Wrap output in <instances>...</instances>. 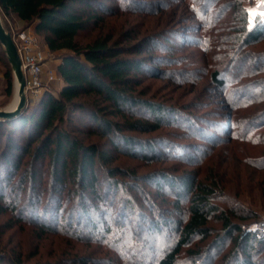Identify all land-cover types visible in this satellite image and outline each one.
<instances>
[{
    "label": "rangeland",
    "instance_id": "1",
    "mask_svg": "<svg viewBox=\"0 0 264 264\" xmlns=\"http://www.w3.org/2000/svg\"><path fill=\"white\" fill-rule=\"evenodd\" d=\"M131 1L106 0V8L117 14L106 17L101 31L90 29L82 32L77 42L85 46L100 35L119 33L120 26L143 33L153 23L149 24L148 21L160 22L158 15L165 13L159 25L166 30L163 40L149 44L148 52L143 54L158 59L144 66L146 71L140 74L142 83L138 91L141 89L144 93L141 95L143 99L177 108L180 112L166 115L170 123L166 122L155 133L134 134L139 138H154L156 147L163 151L159 161L145 164L136 158L118 156L105 167L123 168L136 176L160 171L169 177L189 175L195 183L204 185L216 181L217 200H213V203L219 210L238 215L252 211L257 215L256 220H264V202L261 198L264 170H258L264 165L259 161L260 156L264 155V118L258 116L264 110V38L238 47L242 39L241 34L235 31L240 25L239 12L235 8L218 12L223 3L231 0H218L214 9L202 20L196 18V10L204 0H161L159 3H150V9L146 12L155 13L161 7L164 9L154 18L145 14H131L125 9L128 3L130 9H146V2L153 0ZM241 1L247 11L248 27H251L260 13L264 12V6L257 9L259 14L253 18L250 13L256 11L255 0ZM0 17L3 28L9 34L27 31L35 37L39 48L47 56L42 67L43 75L50 71L56 75L50 87L44 88L38 96H27V104L34 105L45 90L56 94L62 81L56 68L66 52L49 51L41 36L34 35L32 25L20 24L14 16H4L1 12ZM127 22L131 24L126 25ZM152 28L155 29V26ZM0 57V110H3L14 99V77L3 48L0 49ZM226 67L227 76L224 78L227 90L223 92V88L212 81L211 75ZM155 68L164 73L158 74ZM6 70L12 76V89L8 96L5 95L3 76ZM243 95H247L244 100L249 102L244 107L229 110V103L240 101ZM208 133L212 134L211 137L207 136ZM243 134H246V138L240 141ZM78 137L84 143H103V140L94 137ZM4 142L3 138L0 148ZM176 153L179 156H175ZM258 164L261 166L258 167ZM30 165V156H26L9 186L15 192H9V189L5 191L6 196L2 200L5 204L18 203L17 207H22L40 193H43V199L46 200L50 171L46 166L43 167L42 162L33 167ZM94 169L98 176L96 185L100 194L102 189L108 190L100 202L104 207L97 218L101 222L96 236L89 240L84 231L83 238H77V235L73 236L61 227L56 233L41 234L38 224L29 221L30 213L27 211L23 212L24 218L20 223L4 231L6 225L17 221L14 214L7 212L0 214V252L8 256L13 253L21 255L23 264H78L75 259L81 257L85 258L87 264H153L161 251L168 248L175 239L176 225L187 217L188 200L176 202L178 199L170 190H158L153 183L160 180V174H154L148 183L141 178L134 180L117 175L114 178L120 184L115 188V179L106 180L104 168L96 165ZM29 171L38 174L40 183L31 194L28 182L21 189L18 184L20 173ZM121 183H131L134 188L121 187ZM66 185L67 189L61 194L58 215L60 217L63 213V218L74 199L72 183L66 182ZM121 207L124 210L126 207L124 215L119 213ZM178 209L181 215L177 213ZM117 217L122 219L120 224L115 221ZM163 220L168 221V225L156 232V223ZM152 221L154 225L150 224ZM234 221L244 225L251 223L252 219L246 222ZM63 222L61 218V225ZM208 226L211 234L206 238L198 237L189 246L182 248L177 264H189L192 259L190 257L202 253L210 245L220 231V224L213 219ZM106 228L109 229L108 233L100 238L101 230ZM236 235L234 232L231 237ZM254 247L258 249L255 261L264 258V246L256 244ZM232 248V240H224L209 252L205 264H223Z\"/></svg>",
    "mask_w": 264,
    "mask_h": 264
},
{
    "label": "trees",
    "instance_id": "2",
    "mask_svg": "<svg viewBox=\"0 0 264 264\" xmlns=\"http://www.w3.org/2000/svg\"><path fill=\"white\" fill-rule=\"evenodd\" d=\"M105 1L0 0V12L4 16L12 15L24 24L32 25L34 35L41 36L49 51L66 52L56 68V73L64 84L63 87L56 94L45 90L34 105L27 104L18 118L10 122H0V143L3 138L5 140L3 147L0 148V214L9 212L17 219L13 224L4 225L6 228L4 231L20 223L24 218L23 212L27 211L30 213L29 221L38 224L41 234L56 233L61 227L66 232H71L73 236L77 235V238H83L82 232L85 231L87 232L85 236L89 240L92 239L99 232L101 221L97 218L104 207L100 202L108 193V190L102 189L100 194L96 185L98 176L94 168L97 165L104 168L106 180L110 181H113L115 176L121 175L134 180L141 178L148 183L154 174H160V180L153 183L158 190H170L178 199L176 202L182 199L188 200L187 217L176 225L175 239L168 248L161 251L153 264H177L182 248L189 246L198 237L206 238L211 234L208 223L213 219L220 224L219 233L202 253L190 257L192 259L189 264H205L209 252L227 239L232 240L233 250L227 255L223 264H264V258L255 261L258 249L254 247L256 244L264 246V220H256L257 215L252 211L238 215L219 210L213 203V200H217L216 181L204 185L195 183L189 175L169 177L164 171H160L136 176L123 168L105 167L118 156L136 158L145 164L159 161L163 151L156 147L154 138H139L134 134L155 133L166 122L170 123L166 115L180 112L177 108L143 99L141 95L143 96L144 93L141 89L138 91L142 83L140 74L146 71L144 66L149 61L158 59L143 54L148 52L149 44L163 40L166 30L159 25L165 13L158 15L160 22L148 21L149 24L153 22L152 24L155 25L151 24L143 33L129 27L123 29V26H120L119 33L110 32L108 35H100L101 38H96L85 46L79 45L77 38L82 32L90 29L101 31L106 17L117 14L106 8ZM160 1H148L146 2L148 8L141 10L135 7L130 9L128 3L125 9L131 14H145L154 18L158 12L164 10L163 7L155 13L145 10L150 9V3ZM217 1L204 0L199 4L196 18L202 20L214 9ZM241 2V0L225 2L218 10L219 12L235 8L239 12L240 25L235 29L242 37L239 48L264 38V23L259 22L261 16L255 19L251 27H248L247 11L242 7ZM131 3H134L133 0ZM128 23L131 24L127 22L126 25ZM153 26L155 29L152 28ZM175 32L178 33L177 30ZM1 48L3 47L0 43ZM155 71L158 74L164 73L159 68H155ZM3 76L5 95L8 96L12 89L11 72L6 70ZM225 76H227V67L221 72L214 71L211 75L212 81L223 88V92L227 90ZM245 96L247 95L241 96L238 102H230L229 110L244 107L249 102L244 100ZM258 116L264 118V110ZM78 135L98 138L103 140V143H84ZM211 135L207 136L211 137ZM240 138H242L240 141H243L246 134L241 135ZM34 143L35 147L31 152ZM26 156H30L31 167L42 162L43 167L46 166L50 171L46 200L43 199V193H40L33 200L29 199V202L22 207H17L18 203L5 204L2 201L6 196L5 191L9 189L13 177L20 170ZM175 156L179 155L176 153ZM259 161L264 164V155L260 156ZM259 166L261 165L258 164ZM258 170H264V165ZM25 182H28L30 187L29 194L33 193L36 186H40L38 174L34 171L20 173L19 189ZM66 182L73 185L74 199L64 215L66 217L63 218L61 213L60 217L64 221L61 225V218L58 215L61 209V194L67 189ZM113 182L115 188L120 184L116 179ZM123 184L121 183V187L134 188L131 183ZM9 192L15 191L10 188ZM261 198L264 202V191ZM120 211L119 213L124 215L126 207L125 210L121 207ZM177 213L181 215L180 209ZM121 217L115 219L118 224L122 221ZM251 219V223L244 225L234 221L246 222ZM150 224H153V221ZM167 225L168 221H159L154 230L160 232ZM108 230L107 228L101 230L100 238L108 233ZM234 232L237 235L231 237ZM75 261L78 264H87L82 257ZM0 264H23V262L19 254L13 253L8 256L0 252Z\"/></svg>",
    "mask_w": 264,
    "mask_h": 264
},
{
    "label": "built area",
    "instance_id": "3",
    "mask_svg": "<svg viewBox=\"0 0 264 264\" xmlns=\"http://www.w3.org/2000/svg\"><path fill=\"white\" fill-rule=\"evenodd\" d=\"M14 43L24 77V93L36 97L44 88H49L56 75L50 71L43 75L46 53L41 50L34 36L27 31L10 34Z\"/></svg>",
    "mask_w": 264,
    "mask_h": 264
},
{
    "label": "water",
    "instance_id": "4",
    "mask_svg": "<svg viewBox=\"0 0 264 264\" xmlns=\"http://www.w3.org/2000/svg\"><path fill=\"white\" fill-rule=\"evenodd\" d=\"M0 43L4 49L7 59L11 65L14 77V95L17 93L18 99L13 107L10 104L3 110H0V122H10L18 118L27 107V97L24 93V77L21 71L20 60L18 58L11 35L5 31L0 17Z\"/></svg>",
    "mask_w": 264,
    "mask_h": 264
},
{
    "label": "crops",
    "instance_id": "5",
    "mask_svg": "<svg viewBox=\"0 0 264 264\" xmlns=\"http://www.w3.org/2000/svg\"><path fill=\"white\" fill-rule=\"evenodd\" d=\"M263 7L264 6V0H255V9H256V13L259 14V11H257V9H259L260 7ZM256 14V15H257ZM20 24H22L23 22L21 21H18ZM63 82L61 81V84H60V89L63 87Z\"/></svg>",
    "mask_w": 264,
    "mask_h": 264
},
{
    "label": "snow or ice",
    "instance_id": "6",
    "mask_svg": "<svg viewBox=\"0 0 264 264\" xmlns=\"http://www.w3.org/2000/svg\"><path fill=\"white\" fill-rule=\"evenodd\" d=\"M256 11L255 10H253L251 13H250V15L254 18L255 16H256ZM260 16H261V20L259 21V22H261V23H264V12H262V13H260Z\"/></svg>",
    "mask_w": 264,
    "mask_h": 264
},
{
    "label": "bare ground",
    "instance_id": "7",
    "mask_svg": "<svg viewBox=\"0 0 264 264\" xmlns=\"http://www.w3.org/2000/svg\"><path fill=\"white\" fill-rule=\"evenodd\" d=\"M17 99H18V96H17V93L15 92L14 99H13L12 102L10 103V108L13 107V106L15 105Z\"/></svg>",
    "mask_w": 264,
    "mask_h": 264
}]
</instances>
